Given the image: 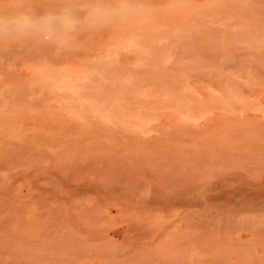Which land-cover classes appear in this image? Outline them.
<instances>
[{
  "label": "rangeland",
  "instance_id": "374dc122",
  "mask_svg": "<svg viewBox=\"0 0 264 264\" xmlns=\"http://www.w3.org/2000/svg\"><path fill=\"white\" fill-rule=\"evenodd\" d=\"M156 3L0 0L24 5L0 17V264H264V156L230 163L242 117L264 130V0ZM210 118L199 169L182 132ZM118 155L189 178L122 194Z\"/></svg>",
  "mask_w": 264,
  "mask_h": 264
},
{
  "label": "bare ground",
  "instance_id": "6f19581e",
  "mask_svg": "<svg viewBox=\"0 0 264 264\" xmlns=\"http://www.w3.org/2000/svg\"><path fill=\"white\" fill-rule=\"evenodd\" d=\"M135 1L141 2L142 5L144 4V5L149 6L150 7V11L154 12L152 15H155V13H157V5L158 4L156 3V0H135ZM106 2H103L102 5H101L102 8H104L106 10L113 9V8L116 9V7H118L117 3H114V2H111V3L107 2L106 3ZM126 4H128V3L126 2ZM23 6L24 5L16 6V7H13V8L12 7H6V6L0 7V17H5V16L9 17V16H13L14 14L22 13L24 11V7ZM128 7L129 6H127V9H128ZM212 121H213L212 118H210L207 121H205L204 123H202L201 125H199V128H197L195 130H191L189 128V129H186V130H184L182 132L184 134L185 138H186V143L185 142L184 143L189 145V149L193 150V152L195 151V153L199 157V158L197 157L198 158L197 160H199V161L195 160L196 161L195 165H198L197 162L202 164V165L199 164V166H200L199 169L200 168L201 169L204 168L203 167L204 165L215 166L216 167V165L220 164V154H221L220 150H221V148H220L219 144L216 143L217 142L216 139L215 138L212 139L210 137V130H211L210 128H211ZM258 122L256 120H252V119H249L247 117H242L239 120V123H241L240 124V128L238 130L236 128L237 132L235 133V136H233V137L235 138L236 135H237L238 138L239 137L241 138L240 142H238L239 143L238 146L241 145V141H242V143L245 142L246 145L248 144L250 146V148H247L248 149L247 152H244L241 155H239L240 157L239 156L238 157L234 156L235 154L233 156H231V159H230V161H231L230 163L231 164H232V161H233V163H235V162H238V160L240 161V160H245V159H246L245 162L248 159L249 160L251 159V160H254L253 161V163H254V162H257L258 160H260V158L262 156H264V138L262 137V133L260 132V130H262L261 129L262 127H259L260 124ZM262 123H264V121H262ZM236 126H237V124H236ZM238 126H239V124H238ZM232 131L235 132V129L234 130L232 129ZM262 131H264V130H262ZM233 132L231 133V135L234 134ZM242 133H244V134H242ZM244 135H245V137H244ZM151 137H146V138L140 139V141H138L136 143V146L139 149H141L142 151H146L145 150V146H148V143H149V146H152V144L150 142H152L154 138H151ZM168 137H169V135L166 134L165 138L167 139ZM164 141H166V140H164ZM158 142H159V140H158ZM168 143H170V142H168ZM181 143H183V142H181ZM245 144H244V146H245ZM177 145H179V144H177ZM187 145H186V147H187ZM172 149H173V147H172ZM181 149H183V148H181ZM178 150H176V151H178ZM184 150H182V151H184ZM190 150H188V151L191 153ZM238 150L240 151V148H238ZM180 153H183V152H180ZM236 153H238V151ZM186 154H185V156H187ZM191 156H193V155H191ZM229 156H230V154H229ZM182 157H184V155ZM118 158L120 159L119 161H118ZM241 158H243V159H241ZM223 159H225V158H223ZM115 160L118 161V164H115L114 165V169L111 168V171L107 172L106 181L109 182L108 184L120 186L121 193L122 194H126V195H139V194H137V192H138L137 190H142L144 187H146V189H150L153 192H161L163 190V188L164 189H169L170 186H173V185L177 186L178 185V181L185 183L188 180V178H189V175H187V172L189 171V168L188 169L185 168L183 170L179 169L180 171L178 173L180 175V178H177L176 177L177 171H175L176 167L174 169L173 165L170 164L171 162H165V164L163 165L164 168L160 169V172L154 171V172H150L149 174H147L144 170H142L143 168H138V167H134V166L126 167L124 164H122L121 160H123V159H122V157L120 155H118L115 158ZM251 160L247 161V164H248V162L252 163ZM230 163H227V166ZM241 163H243V162H240V165H241ZM245 164L246 163H244V165ZM251 165H253V164H251ZM251 165L249 166V169H251V167H252V169H254V167L257 164L255 166H251ZM234 167H235V165H234ZM256 168H257V166H256ZM251 171L252 170H250L249 172H251ZM247 173H248V170H247ZM141 174L144 176V180L143 181H140L139 178L137 177V176H139ZM193 174H194V172H193ZM246 174H244V175H246ZM252 174L254 175V173H252ZM215 175L216 176L212 177L210 184H207L208 180L203 182V185H205V187H206V189L204 188V190H206V191L207 190H213L214 186H212V185H216L217 186L220 183V173L215 174ZM174 176H175V178H174ZM248 177H250V176H248ZM175 180H177L176 183H175ZM108 184L107 185L105 184V185L110 187ZM204 190L202 192H204Z\"/></svg>",
  "mask_w": 264,
  "mask_h": 264
}]
</instances>
